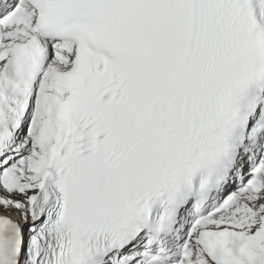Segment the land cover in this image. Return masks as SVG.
Masks as SVG:
<instances>
[{
    "label": "snow or ice",
    "instance_id": "obj_1",
    "mask_svg": "<svg viewBox=\"0 0 264 264\" xmlns=\"http://www.w3.org/2000/svg\"><path fill=\"white\" fill-rule=\"evenodd\" d=\"M0 264H264V0H0Z\"/></svg>",
    "mask_w": 264,
    "mask_h": 264
}]
</instances>
